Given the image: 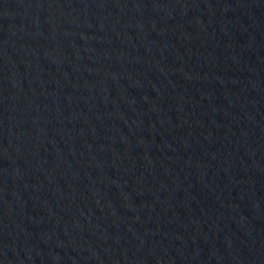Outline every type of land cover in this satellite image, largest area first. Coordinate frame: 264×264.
<instances>
[{
	"label": "water",
	"instance_id": "obj_1",
	"mask_svg": "<svg viewBox=\"0 0 264 264\" xmlns=\"http://www.w3.org/2000/svg\"><path fill=\"white\" fill-rule=\"evenodd\" d=\"M0 264H264V0H0Z\"/></svg>",
	"mask_w": 264,
	"mask_h": 264
}]
</instances>
